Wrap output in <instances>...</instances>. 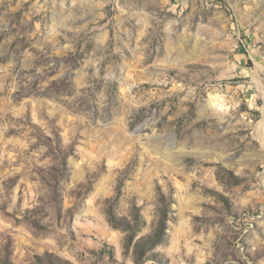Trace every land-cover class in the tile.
I'll list each match as a JSON object with an SVG mask.
<instances>
[{
  "label": "rangeland",
  "instance_id": "1",
  "mask_svg": "<svg viewBox=\"0 0 264 264\" xmlns=\"http://www.w3.org/2000/svg\"><path fill=\"white\" fill-rule=\"evenodd\" d=\"M0 264H264V0H0Z\"/></svg>",
  "mask_w": 264,
  "mask_h": 264
},
{
  "label": "bare ground",
  "instance_id": "2",
  "mask_svg": "<svg viewBox=\"0 0 264 264\" xmlns=\"http://www.w3.org/2000/svg\"><path fill=\"white\" fill-rule=\"evenodd\" d=\"M261 125H262V124H261ZM259 135H260L261 137H260ZM259 135H258V136H259L260 138H262V140H263V131H262V129L260 130Z\"/></svg>",
  "mask_w": 264,
  "mask_h": 264
}]
</instances>
